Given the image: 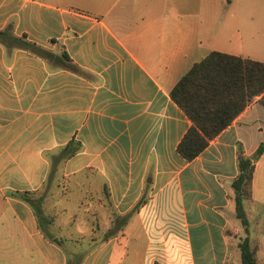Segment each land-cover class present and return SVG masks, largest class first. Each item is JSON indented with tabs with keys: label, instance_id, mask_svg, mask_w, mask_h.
<instances>
[{
	"label": "crops",
	"instance_id": "0c3cea01",
	"mask_svg": "<svg viewBox=\"0 0 264 264\" xmlns=\"http://www.w3.org/2000/svg\"><path fill=\"white\" fill-rule=\"evenodd\" d=\"M204 3L0 0V28L10 22L14 34L64 49L80 68H52L0 42V229L16 251L64 264L62 246L9 191L40 187L50 168L45 153L74 138L81 148L62 162L63 176L94 171L118 213L144 197L120 232L85 245L79 264H240L244 235L264 264V150L243 201L247 232L234 215L230 185L238 146L249 154L264 145L257 96L191 159L175 149L190 121L169 90L193 61L209 50L264 61V46L252 55L237 22H206ZM52 216V235H60Z\"/></svg>",
	"mask_w": 264,
	"mask_h": 264
},
{
	"label": "trees",
	"instance_id": "16d2710c",
	"mask_svg": "<svg viewBox=\"0 0 264 264\" xmlns=\"http://www.w3.org/2000/svg\"><path fill=\"white\" fill-rule=\"evenodd\" d=\"M0 42L7 49L12 47L27 49L51 63L52 68L62 67L75 72L80 71L64 49L53 52L28 40L23 33L16 35L12 32L10 22L0 28ZM169 96L190 121L175 146L176 151L189 160L256 96V100L264 108V61L224 51L209 50L180 74L171 86ZM80 148V142L70 138L52 151H47L45 156L49 160L50 168L40 187L34 190L9 191L11 195L23 200L31 207L42 234L50 241L62 246L65 254L64 264H79L86 244L99 242L120 232L128 216L144 200V197L140 196L128 211L118 213L110 204L106 183L102 182L98 186L94 171L85 168L72 175L63 176L60 170L62 162ZM263 150L264 145L259 143L251 153L243 154L238 146L236 154L237 173L231 179L230 185L233 191L234 215L245 232H247V218L243 201L250 196L254 161ZM55 171L74 190L70 195L75 193L79 210L69 216V222L83 224L84 227L81 229H87L83 234L75 235L69 232L67 235L53 236L40 225L39 215L42 213V202L45 196L41 192H37L36 195L34 193L47 184V180H50L51 174ZM92 178L93 182H91ZM58 195L61 194L58 192ZM63 210L66 208L61 207V211ZM52 218V214L46 216L45 223L52 226ZM61 224L56 222V232H60L58 227ZM104 225H106L105 228ZM63 240L72 242V245L68 242L66 245L68 249L64 248ZM238 247L240 264H258L254 256L255 245L249 244L247 235L238 241Z\"/></svg>",
	"mask_w": 264,
	"mask_h": 264
},
{
	"label": "rangeland",
	"instance_id": "374dc122",
	"mask_svg": "<svg viewBox=\"0 0 264 264\" xmlns=\"http://www.w3.org/2000/svg\"><path fill=\"white\" fill-rule=\"evenodd\" d=\"M204 13L205 20L209 23L237 22L241 27V35L244 36L247 44L255 50L250 53L259 56L262 50L260 46H264V0H205ZM37 192L44 193L45 196L42 202V213L39 215L40 225L45 231L50 234L54 231L52 226L45 223L46 216H50L54 212H56V222L59 223L61 219L63 220L61 226L58 227L60 234L67 235L69 232L75 231L74 229L79 225V227H84L83 224L69 222V216L79 210L78 200L75 193L70 195L74 190L56 171L51 174L47 184H44L34 195ZM58 192L61 195H58ZM56 202H58L57 207ZM61 207H65L66 210L61 211ZM65 221H67L66 224ZM67 244L68 241L63 240V247L66 249H68ZM17 249L19 248L17 247ZM19 250H15L13 242L5 238L0 229V264H41L36 254L31 252L28 254L25 247Z\"/></svg>",
	"mask_w": 264,
	"mask_h": 264
}]
</instances>
